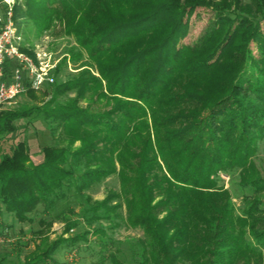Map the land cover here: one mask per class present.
I'll use <instances>...</instances> for the list:
<instances>
[{"label": "trees", "instance_id": "trees-1", "mask_svg": "<svg viewBox=\"0 0 264 264\" xmlns=\"http://www.w3.org/2000/svg\"><path fill=\"white\" fill-rule=\"evenodd\" d=\"M207 6L219 17L196 43L179 45L186 10ZM12 13L24 39L64 22L105 87L82 70L54 83L42 107L0 112V136L36 112L59 142L42 148L37 165L23 141L1 158L4 210L31 223L29 214L39 206L48 212L65 191L80 194L116 175L119 191L86 197L84 217L113 222L124 210L143 233L133 264H263L256 247L264 248V178L252 159L264 139V0H22ZM70 91L68 103H53ZM233 171L253 191L239 215L216 181ZM77 240L52 242L47 255ZM109 261L124 264L114 255ZM25 264L45 262L38 255Z\"/></svg>", "mask_w": 264, "mask_h": 264}, {"label": "rangeland", "instance_id": "rangeland-1", "mask_svg": "<svg viewBox=\"0 0 264 264\" xmlns=\"http://www.w3.org/2000/svg\"><path fill=\"white\" fill-rule=\"evenodd\" d=\"M18 2L22 0H11L12 5ZM242 2L250 4L252 0H242ZM4 7V0H0V10ZM219 11L213 6L186 10L181 20V29L186 33L181 37L179 45L196 43L205 29L216 17H219ZM260 29L263 33L264 21H261ZM24 37L26 51L33 55L34 49L39 47L49 54V62L54 67L50 73L52 82L44 84L38 91L33 90L32 94L29 92L22 94L11 107L6 109L7 111L42 107L52 97L54 83L66 82L76 77L82 70L89 71L101 81L103 88L105 87L97 65L88 58L85 50L82 51L78 47L74 36L66 33L64 22L53 24L51 29L40 35L30 32L24 34ZM247 48L253 57L258 56L255 43L250 42ZM76 52L82 55L77 61L71 59L72 54ZM251 69L248 65L245 68V75H249ZM183 83L184 81L181 82ZM89 94L87 93V97ZM31 95H34V98ZM74 96V91H70L65 95L56 96L53 103L65 104ZM87 103L88 101L83 100L80 105L85 107ZM13 125L15 127L13 133L0 136V160L3 156L10 155L15 145L23 141L29 148L32 164L37 165L42 162V148L59 144L57 135L52 133L49 124L36 112L26 118H18ZM252 160L255 169L264 178V139L258 142V149ZM216 181L218 186L229 193L235 214L239 215L244 199H250L253 191L240 186L238 171L219 172ZM118 191L119 180L116 175L101 180L80 194L74 189L65 191L67 192L65 198L58 200L48 212H43V208L39 206L35 212L29 214L28 216L33 220L31 223L16 221L13 214L6 212L0 205V264H25L38 255L44 259L45 264H111L109 261L111 255L117 256L124 264H133L138 252V242L143 238V233L140 229L128 225L124 210L120 211V217L113 222L85 220V217L89 218V215L84 213L88 207L86 197L100 201L108 192ZM260 196L264 199L263 193ZM72 223H75V226L66 232ZM96 230L101 233L95 234ZM67 238L78 240L74 244L62 245L54 254L47 255L52 242ZM256 248L264 255V248Z\"/></svg>", "mask_w": 264, "mask_h": 264}, {"label": "built area", "instance_id": "built-area-1", "mask_svg": "<svg viewBox=\"0 0 264 264\" xmlns=\"http://www.w3.org/2000/svg\"><path fill=\"white\" fill-rule=\"evenodd\" d=\"M0 10V112L11 107L28 89L38 91L51 83L53 66L45 49L36 47L30 56L21 50L23 37L13 20L11 0Z\"/></svg>", "mask_w": 264, "mask_h": 264}]
</instances>
